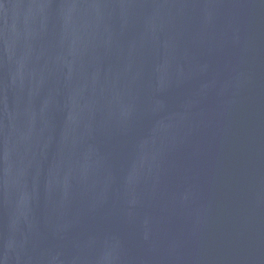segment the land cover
<instances>
[{
  "label": "water",
  "instance_id": "water-1",
  "mask_svg": "<svg viewBox=\"0 0 264 264\" xmlns=\"http://www.w3.org/2000/svg\"><path fill=\"white\" fill-rule=\"evenodd\" d=\"M0 264H264V0H0Z\"/></svg>",
  "mask_w": 264,
  "mask_h": 264
}]
</instances>
